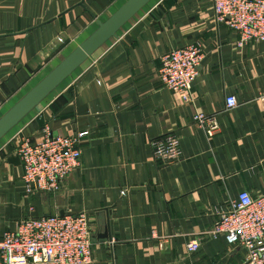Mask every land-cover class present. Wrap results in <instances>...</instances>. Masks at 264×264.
Segmentation results:
<instances>
[{
  "label": "crops",
  "instance_id": "crops-1",
  "mask_svg": "<svg viewBox=\"0 0 264 264\" xmlns=\"http://www.w3.org/2000/svg\"><path fill=\"white\" fill-rule=\"evenodd\" d=\"M122 1L0 0V114ZM236 38L211 0L144 3L0 137V235L26 215L84 211L89 264H241V246L208 233L240 190L264 194V41ZM192 41L203 56L184 101L157 70ZM194 111L213 113L217 130L206 136ZM44 127L87 132L59 186L27 192L15 147ZM167 132L180 149L171 162L149 145Z\"/></svg>",
  "mask_w": 264,
  "mask_h": 264
},
{
  "label": "built area",
  "instance_id": "built-area-1",
  "mask_svg": "<svg viewBox=\"0 0 264 264\" xmlns=\"http://www.w3.org/2000/svg\"><path fill=\"white\" fill-rule=\"evenodd\" d=\"M213 18L237 32L235 43L264 41V0H211ZM203 56L199 43L187 42L171 47L160 56L157 77L184 100H190L191 81ZM235 104L224 96L225 108ZM192 122L206 136L218 128L213 113L194 111ZM87 130L69 134H51L44 127L35 141L20 137L15 147L21 164L25 191L56 189L79 162V141ZM154 158L165 162L180 156L178 139L173 133L150 138ZM122 191V190H121ZM217 216L208 230L211 236L222 233L230 243L243 248L241 264H264V194L251 195L240 190L236 198L215 210ZM90 229L84 211L63 214L26 215L0 235V264H89ZM187 250L197 247V240L186 242Z\"/></svg>",
  "mask_w": 264,
  "mask_h": 264
},
{
  "label": "water",
  "instance_id": "water-1",
  "mask_svg": "<svg viewBox=\"0 0 264 264\" xmlns=\"http://www.w3.org/2000/svg\"><path fill=\"white\" fill-rule=\"evenodd\" d=\"M147 1L124 0L104 19H96L84 38L0 114V137ZM102 236H109L108 220Z\"/></svg>",
  "mask_w": 264,
  "mask_h": 264
}]
</instances>
